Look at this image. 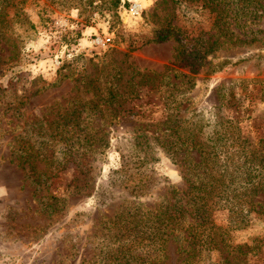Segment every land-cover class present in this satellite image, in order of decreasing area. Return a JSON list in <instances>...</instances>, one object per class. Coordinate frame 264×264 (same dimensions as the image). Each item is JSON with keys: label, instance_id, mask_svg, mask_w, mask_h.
<instances>
[{"label": "rangeland", "instance_id": "rangeland-1", "mask_svg": "<svg viewBox=\"0 0 264 264\" xmlns=\"http://www.w3.org/2000/svg\"><path fill=\"white\" fill-rule=\"evenodd\" d=\"M70 1L0 0V264H264V187L241 223L212 212L211 250L174 234L154 259L146 234L195 172L172 124L264 138V0Z\"/></svg>", "mask_w": 264, "mask_h": 264}, {"label": "trees", "instance_id": "trees-1", "mask_svg": "<svg viewBox=\"0 0 264 264\" xmlns=\"http://www.w3.org/2000/svg\"><path fill=\"white\" fill-rule=\"evenodd\" d=\"M76 2V0L72 2V5H76ZM118 3L119 0H111L110 4L107 2L106 5L109 9H116ZM90 6L92 7L93 4ZM221 12L218 10V13ZM186 60L189 62L188 59ZM186 60L184 59L186 66H193ZM6 91L3 88L2 92ZM173 95L174 93L169 91L168 98L177 99V96ZM113 97L115 99V96ZM104 102L108 106L114 101L104 100ZM186 121L180 120V124H172L166 132L168 137L157 138L164 150L171 153L183 151L186 157L185 164L186 160L190 159L195 172L190 180H187L189 186L185 204L182 202L184 198L176 196L174 202L168 203L164 211L150 213L154 221L146 234L151 237L150 242L153 243V250L157 253L154 259L161 256L168 237L174 234L186 242L189 239H196L194 253L211 250L215 247L216 232L219 230L212 221V212L227 210L230 215L238 216L235 225L241 223V219H246L253 210L249 206L259 193L257 188L264 187V184H260L261 182H256L257 179H264V138L255 142L248 135L243 134L240 128H236L233 121H227L228 126L220 131L217 130L215 137L210 135L205 138L202 128L193 132L185 127ZM34 146L35 143L27 142L18 150L28 152L32 151ZM193 153L197 155V161H194ZM21 155L23 157L26 154ZM28 157L31 158L32 154H28ZM28 161L27 158L19 163L24 167ZM28 168L34 169L31 162H28ZM123 171L132 178L136 174L125 166ZM125 181L134 183L130 178ZM125 227L122 237L132 236L131 226L127 228L126 224ZM128 245V249H125L127 252L131 250V245ZM189 246L193 247L190 243ZM135 255L129 254V257L134 258ZM141 257L137 256L138 259Z\"/></svg>", "mask_w": 264, "mask_h": 264}, {"label": "built area", "instance_id": "built-area-1", "mask_svg": "<svg viewBox=\"0 0 264 264\" xmlns=\"http://www.w3.org/2000/svg\"><path fill=\"white\" fill-rule=\"evenodd\" d=\"M142 10H143V6H142L141 2H139V1H133V2H131L128 5L127 9H126L127 13L131 17H137V16H139L141 14ZM95 43L96 44H105V41L103 39H101V38L98 37V38H96Z\"/></svg>", "mask_w": 264, "mask_h": 264}]
</instances>
